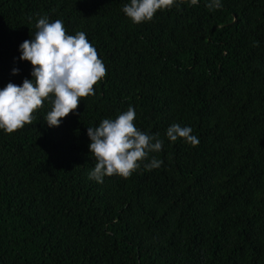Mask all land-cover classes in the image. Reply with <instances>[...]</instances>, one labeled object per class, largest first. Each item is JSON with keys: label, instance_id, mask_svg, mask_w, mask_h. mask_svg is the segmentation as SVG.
<instances>
[{"label": "trees", "instance_id": "trees-1", "mask_svg": "<svg viewBox=\"0 0 264 264\" xmlns=\"http://www.w3.org/2000/svg\"><path fill=\"white\" fill-rule=\"evenodd\" d=\"M209 2L135 24L130 0H0V89L34 79L20 45L44 16L84 32L107 69L59 127L45 101L0 129V264H264V0ZM129 106L163 164L90 180L88 127ZM174 123L199 144L170 141Z\"/></svg>", "mask_w": 264, "mask_h": 264}, {"label": "clouds", "instance_id": "clouds-1", "mask_svg": "<svg viewBox=\"0 0 264 264\" xmlns=\"http://www.w3.org/2000/svg\"><path fill=\"white\" fill-rule=\"evenodd\" d=\"M190 4L195 6L198 0H190ZM175 5L176 0H130L122 10L133 23L140 24ZM207 7L219 9L221 0H210ZM36 28L33 39L20 45V59L31 63L34 79L25 78L22 85L9 82L0 89V129L8 134L32 124L34 114L45 101L52 104L45 118L47 125L59 127L62 119L78 109L82 98L95 95L94 85L107 75L106 66L84 32L70 35L61 20L50 22L47 16L38 19ZM12 71L16 75L20 70ZM135 119V109L129 106L115 119H104L98 126L88 127L89 149L95 159L90 180L103 183L106 176L113 175L127 179L142 164L148 171L161 167L163 161L150 154L161 151L164 141L158 133L150 135L138 129ZM192 131L191 127L174 123L166 136L172 142L183 138L197 146L199 139Z\"/></svg>", "mask_w": 264, "mask_h": 264}]
</instances>
